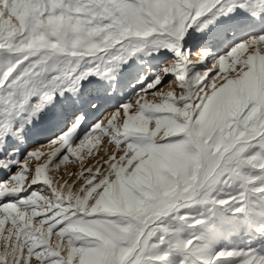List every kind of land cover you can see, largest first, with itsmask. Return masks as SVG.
<instances>
[{"label":"snow or ice","instance_id":"snow-or-ice-1","mask_svg":"<svg viewBox=\"0 0 264 264\" xmlns=\"http://www.w3.org/2000/svg\"><path fill=\"white\" fill-rule=\"evenodd\" d=\"M248 19L264 20V0H0V51L14 54L0 73V264H264V249L215 245L264 215V34L222 57L186 45ZM163 53L156 72L125 71ZM133 80L134 98L93 122ZM32 135L49 138L21 158ZM70 158L79 173L49 175Z\"/></svg>","mask_w":264,"mask_h":264},{"label":"rangeland","instance_id":"rangeland-1","mask_svg":"<svg viewBox=\"0 0 264 264\" xmlns=\"http://www.w3.org/2000/svg\"><path fill=\"white\" fill-rule=\"evenodd\" d=\"M241 26L237 27L235 31L231 32L229 35L231 39L219 41L218 46L216 48L217 41H207L202 40L203 33L192 30L189 38H186V45L193 52L197 51L198 47L201 43L209 44L216 52V56H224L227 54L231 47L240 42L246 41L252 37L264 34V20H242L240 21ZM171 57L170 53H163L160 56H144L141 55L138 59L134 58L129 61L128 65H125V71L131 72L136 77H143L148 73L149 70L156 72L168 58ZM14 62V54L9 53L7 51H0V73H3L7 70V68ZM199 69L203 70L204 66H198ZM120 79L119 77L117 78ZM151 79V77L149 78ZM112 83L111 81H105L104 84L107 86ZM140 86L135 83V80L131 84H125L123 90L119 93H111L110 99L106 103L104 107V111L94 113L93 114V122L103 119L104 115L107 112L115 111L120 107L121 104L126 103L132 100L135 96V93L139 91ZM148 99L151 100L153 97L151 95L148 96ZM118 123L120 121L118 120ZM51 137L55 136V132L50 133ZM49 136L45 135H32L28 138V143L25 146H22L19 149L20 157L27 153V151L37 144H45L47 143ZM58 146V145H57ZM108 147L106 142L102 141L100 145L93 149L92 155L88 156L85 160V173L86 168L91 166H99L97 163L98 157L103 153L104 149ZM45 151H50L47 146L44 149ZM87 152V149L85 150ZM84 158V154H82V159ZM74 158H70V161L66 165H62L56 173H50L49 175H66L72 172L79 173L80 168L79 164H72L71 160ZM15 169H13L14 171ZM95 171V168H93ZM103 170V169H102ZM10 173L0 170V181L6 180L9 177ZM30 177L25 181V185L30 184ZM38 187V186H33ZM22 195H26V193H22ZM10 199V198H8ZM187 212L193 213L198 218H204L208 214V209L204 207H198L191 210H185ZM3 214H0L2 217ZM39 219V218H37ZM10 223L5 225V229L9 228ZM35 226V222H34ZM197 231V230H193ZM264 231V215L261 212H256L252 217V229L250 230L248 226L239 225L235 228L226 229L224 233L215 241V245L217 248H223L226 250H261L264 249V238H262L258 233ZM6 235V232L4 233ZM52 241H55V237L51 238ZM3 251L2 244H0V252Z\"/></svg>","mask_w":264,"mask_h":264},{"label":"bare ground","instance_id":"bare-ground-1","mask_svg":"<svg viewBox=\"0 0 264 264\" xmlns=\"http://www.w3.org/2000/svg\"><path fill=\"white\" fill-rule=\"evenodd\" d=\"M218 43H219V41L216 42V48H215V50L219 48ZM215 50H214V53L216 54Z\"/></svg>","mask_w":264,"mask_h":264}]
</instances>
